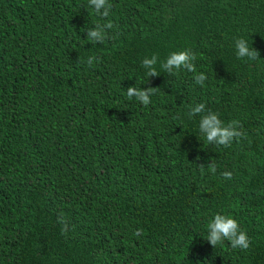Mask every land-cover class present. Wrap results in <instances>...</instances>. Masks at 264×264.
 <instances>
[{
	"label": "trees",
	"instance_id": "obj_1",
	"mask_svg": "<svg viewBox=\"0 0 264 264\" xmlns=\"http://www.w3.org/2000/svg\"><path fill=\"white\" fill-rule=\"evenodd\" d=\"M109 3L91 43L106 21L88 0H0V264H264V0ZM237 37L260 58H237ZM183 49L203 86L161 68ZM129 86L157 91L143 106ZM201 102L246 138L208 144ZM217 213L248 250L210 245Z\"/></svg>",
	"mask_w": 264,
	"mask_h": 264
},
{
	"label": "clouds",
	"instance_id": "obj_2",
	"mask_svg": "<svg viewBox=\"0 0 264 264\" xmlns=\"http://www.w3.org/2000/svg\"><path fill=\"white\" fill-rule=\"evenodd\" d=\"M89 6L94 13L104 19L105 23L97 22L93 27H89L86 30V39L91 43H103L109 38V30L113 29L114 25L107 18L110 15L111 4L109 0H88ZM234 47L236 50V56L239 59L247 58L248 60L255 61L259 57V52L252 46L249 47V42L243 37H237L234 40ZM98 57H88L86 63L91 66L94 61H98ZM158 57L153 54L150 58L145 57L142 60V67L146 69V77H154L159 72L154 67L157 63ZM196 60L195 54L189 49H183L179 51L171 52L166 59L161 62V68L164 72H167L171 76H175L181 70L194 73L193 80L197 85L203 86L208 79L206 73L197 72L194 61ZM157 91V87L137 88L129 86L126 91V95L131 101L133 98L143 105L148 106L152 101L151 97ZM205 104L197 103L189 106L188 115L201 114L199 121V130L203 134L208 144H214L217 146L230 147L235 140L239 142L241 138H246V134L242 129V125L238 120H232L225 124L215 112H205ZM203 165V164H201ZM208 169L212 172H216V165L212 162L208 163ZM222 176L225 179H232V172L224 171ZM58 221L63 225L62 233H67V224L63 217H59ZM207 236L206 240L215 249L218 245L223 244L225 241L230 242V246L233 249H240L246 251L251 246L250 238L247 233L243 231L238 221L227 214L217 213L207 224ZM139 237L143 235V229H137L134 233Z\"/></svg>",
	"mask_w": 264,
	"mask_h": 264
}]
</instances>
